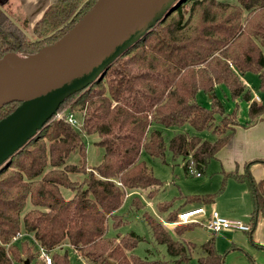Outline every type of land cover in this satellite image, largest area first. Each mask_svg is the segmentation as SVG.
<instances>
[{
  "label": "trees",
  "instance_id": "1",
  "mask_svg": "<svg viewBox=\"0 0 264 264\" xmlns=\"http://www.w3.org/2000/svg\"><path fill=\"white\" fill-rule=\"evenodd\" d=\"M96 1H56L35 24L32 38L1 11L0 58L10 52L37 53L54 44ZM247 73L258 74L264 88V0H180L166 19L107 68L102 79L63 102L59 111L68 109L81 118L79 129L55 118L0 169V264H44L37 246L52 254L53 264H78L66 246L87 264H150L133 253L140 239L135 232L108 235V223L119 217L116 212L127 192L162 184L142 155L165 162L169 151L174 159L184 160L186 172L193 163L201 174L242 126L237 116L240 100L249 104L250 121L244 127L264 116V104L253 100L243 80ZM220 85L237 104L230 114H225L215 94ZM199 91L210 95V108L197 102ZM20 105L12 102L2 107L0 121ZM187 124L197 133L211 130L216 140L178 133L167 142L160 130ZM82 135L98 136L97 144L105 150L95 167L87 164ZM75 152L80 159L70 163ZM257 163L264 161L245 163L243 172L239 166L223 170L225 179L217 193L186 196L166 223H175L186 206L214 204L225 190L226 178H232L251 191L248 234L253 246L264 251V244L252 239L259 218L264 221V180L256 181L250 172ZM73 175L83 179L74 180ZM62 189L72 191V198L65 199ZM138 200L132 205L140 209ZM168 206L159 204L162 211ZM145 218L154 240L166 247L174 264L191 260L195 244L175 239L152 216L145 214ZM195 225L181 224L174 232L181 236ZM19 234L27 236L12 243ZM201 250L200 264H223L230 252L217 250L215 236Z\"/></svg>",
  "mask_w": 264,
  "mask_h": 264
},
{
  "label": "rangeland",
  "instance_id": "2",
  "mask_svg": "<svg viewBox=\"0 0 264 264\" xmlns=\"http://www.w3.org/2000/svg\"><path fill=\"white\" fill-rule=\"evenodd\" d=\"M2 10H4L3 12L9 17L10 22H13L15 26L32 38L34 26L31 25V21L25 19L20 13H10L9 8L7 7H4ZM243 80L247 89L251 91L252 96L260 99L259 104H264V88H261L258 74L247 73ZM215 94L223 102L225 114H230L235 110L237 104L232 99L229 90L225 86H217ZM197 102L206 108H210L212 103L210 95L204 91H199L197 94ZM248 109L249 104L246 101L240 100L238 102L237 116L241 124H246L250 121ZM54 119L55 118L52 120ZM76 120L78 122V127L76 128L79 129L82 123L81 118L76 117ZM160 130L163 132L167 142L178 133H187L189 135L196 134L203 140L209 142H214L216 140V136L211 130L197 133L193 127L188 124L182 128L166 129L162 127ZM82 139L87 148V164L91 167L99 165L105 154L104 148L97 144L100 138L95 135H82ZM79 159V154L75 152L69 157L68 161L70 163H77ZM142 159L146 162L154 177L159 179L162 184L147 189L127 192L122 207L116 212V215L119 217L112 218L108 223V235L116 236L120 234L124 236L127 233L135 232L140 238L138 246L133 251L135 255L148 261L150 264H163L164 262H171V264H174L172 262L173 258L169 255L166 247L157 244L154 240L152 231L147 224L145 214H148L165 224L168 221L170 213L180 209L185 203L186 196H202L217 193L222 187L225 179L224 171L220 161L214 159L209 166L201 172V176L198 177L196 174L186 172L184 160L182 158L174 159L169 151L166 153L165 162L161 159H153L145 153L142 155ZM258 164L259 163H257V165ZM261 166L263 167L261 175H264V165ZM92 169L93 168L88 172L93 171ZM250 172L256 181L263 179L257 178L258 174L256 171L253 172L250 170ZM72 178L81 181L83 176L73 175ZM61 191L65 199L72 198L73 192L69 189H62ZM136 198L142 203H140V209H137L132 205L133 200ZM162 203L169 204L167 211H162L159 208V204ZM217 206H220L222 209L225 219L238 225L250 227V216L253 210L251 191L246 183L243 184L232 178H226L224 192L214 204L206 205L204 207L206 214L198 217V223H196L193 228L185 231L181 236H177L174 232V227L181 225L178 223L179 219L177 218L175 223H171L174 227L166 225L167 229L170 230L175 239L195 244V249L192 250L191 260L184 264H200L198 260L203 256L201 246L213 236L216 238L217 250L221 254L228 250L230 251L227 257L224 258L223 264H242L243 260L249 264H264V251L258 250L253 246L248 233L236 230L214 233L206 228L205 219H208L213 211H218ZM189 209L192 208L186 206V208L181 210L178 214ZM115 223L117 225H122L114 229L113 225ZM252 239L255 242L264 240V221L261 218L258 220ZM233 247L236 248L234 249ZM65 250L70 252L73 261H79L77 262L78 264L86 263L82 261V259H78L70 247H65Z\"/></svg>",
  "mask_w": 264,
  "mask_h": 264
},
{
  "label": "water",
  "instance_id": "3",
  "mask_svg": "<svg viewBox=\"0 0 264 264\" xmlns=\"http://www.w3.org/2000/svg\"><path fill=\"white\" fill-rule=\"evenodd\" d=\"M179 1L97 0L54 44L0 58V109L21 103L0 121V169L56 118L66 99L102 79Z\"/></svg>",
  "mask_w": 264,
  "mask_h": 264
},
{
  "label": "crops",
  "instance_id": "4",
  "mask_svg": "<svg viewBox=\"0 0 264 264\" xmlns=\"http://www.w3.org/2000/svg\"><path fill=\"white\" fill-rule=\"evenodd\" d=\"M56 1L58 0H9L7 8H9L12 14L20 13L25 19L31 21L32 26H35V24L41 20L44 13ZM253 100H255L254 97ZM243 125L244 124L236 129L230 143L216 158L220 161L223 170L232 171L239 166L240 171L243 172L245 163L253 160H264V116L248 127H244ZM259 164L252 165L250 170L253 172L256 171L258 174L257 178H263L261 180H264V175H261L263 168L261 165L264 164ZM217 210L219 215L225 217L220 206H217ZM168 224L169 223H165L167 226ZM258 243L263 245L264 240ZM242 264L249 263L243 260Z\"/></svg>",
  "mask_w": 264,
  "mask_h": 264
},
{
  "label": "built area",
  "instance_id": "5",
  "mask_svg": "<svg viewBox=\"0 0 264 264\" xmlns=\"http://www.w3.org/2000/svg\"><path fill=\"white\" fill-rule=\"evenodd\" d=\"M255 100L257 102H260V99L258 97H255ZM56 118L59 119H66V121L74 127H78V122L76 120V117L71 114V112L68 109L63 110L62 112L57 113ZM188 173L190 174H196L198 177L201 176V174L195 169L193 163H191L188 167ZM206 211L204 208H198V209H189L184 210L182 213L178 214V223L180 224H190V223H198V217L205 215ZM206 221V228L214 233H218L225 230H236L244 233H248L250 231L249 226L245 225H238L232 221H229L219 215L217 211H213L212 214L209 216L208 219H205ZM177 223V224H178ZM172 226L173 224H168V226ZM174 227V226H173ZM27 234H19L13 239V242H17L19 239H22L26 237ZM30 239L33 238L28 235ZM40 251V257L43 259L44 264H53L52 263V254L46 251L44 248L37 246ZM69 247V246H66ZM87 264V263H84Z\"/></svg>",
  "mask_w": 264,
  "mask_h": 264
},
{
  "label": "flooded vegetation",
  "instance_id": "6",
  "mask_svg": "<svg viewBox=\"0 0 264 264\" xmlns=\"http://www.w3.org/2000/svg\"><path fill=\"white\" fill-rule=\"evenodd\" d=\"M9 0H0V12L4 11L2 10L4 7H7Z\"/></svg>",
  "mask_w": 264,
  "mask_h": 264
}]
</instances>
